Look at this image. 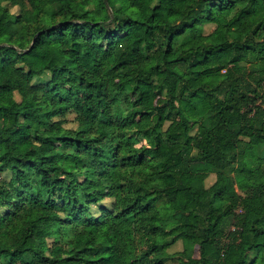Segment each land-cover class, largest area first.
<instances>
[{"label":"trees","instance_id":"1","mask_svg":"<svg viewBox=\"0 0 264 264\" xmlns=\"http://www.w3.org/2000/svg\"><path fill=\"white\" fill-rule=\"evenodd\" d=\"M259 2L0 0V264H264Z\"/></svg>","mask_w":264,"mask_h":264},{"label":"rangeland","instance_id":"2","mask_svg":"<svg viewBox=\"0 0 264 264\" xmlns=\"http://www.w3.org/2000/svg\"><path fill=\"white\" fill-rule=\"evenodd\" d=\"M263 9H264V4H263V2H259V3L257 4V7H256V13H255V14L260 13ZM11 10H12V11H16V7H13ZM252 20H253V17H249V18L245 19V20L243 21V23H242V26H246V25H247L248 23H250ZM214 56L220 58V57H221V54H220V53H215ZM83 59H84L86 65H87L88 67H91V65H92V59L90 58V56H89L86 52H83ZM12 82H13L14 87H17V86L19 85V83H20V81H19V79H18L17 77H12ZM15 99H16V101L13 102V103L10 105L11 108H18V100H19V96H18V94H15ZM68 119H69V120L72 119V115H70V116L68 117ZM68 125H69V126H74V123L69 122ZM80 127L84 128V124H81ZM249 167H250V166L239 164V165H237L236 169H238V170H239V169L246 170V169H248ZM209 181H210V179L208 180V182H209ZM182 247H183V244H182V242L179 241V242H177L176 244H174L173 246H171V247L168 249V251H169V252H172V251L181 250ZM56 249H57V248H56ZM126 251H127V255H129V256H131V254L134 252L133 249H132L131 247H128V248L126 249ZM193 255H194V256H197V255H198L197 247H194V249H193Z\"/></svg>","mask_w":264,"mask_h":264}]
</instances>
